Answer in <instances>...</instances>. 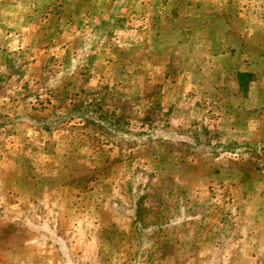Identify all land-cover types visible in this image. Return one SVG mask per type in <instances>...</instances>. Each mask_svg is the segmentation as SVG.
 Listing matches in <instances>:
<instances>
[{"label":"rangeland","instance_id":"374dc122","mask_svg":"<svg viewBox=\"0 0 264 264\" xmlns=\"http://www.w3.org/2000/svg\"><path fill=\"white\" fill-rule=\"evenodd\" d=\"M0 264H264V0H0Z\"/></svg>","mask_w":264,"mask_h":264},{"label":"crops","instance_id":"0c3cea01","mask_svg":"<svg viewBox=\"0 0 264 264\" xmlns=\"http://www.w3.org/2000/svg\"><path fill=\"white\" fill-rule=\"evenodd\" d=\"M243 28L242 29L239 28V36L244 37L246 40L250 41L252 38L247 33H245L248 30L247 26H246V29H243ZM227 35L228 34H226V33L225 34H222V37H220V38L217 35H214V34L212 36L209 35V40L208 41L210 42V46H209L208 50L205 51V52L206 53L211 52L210 53L211 54L210 56L213 57L214 59H216V58H225L226 57L225 56L226 53L225 54H222L221 51L220 52H216V51L218 49V46L217 45L219 43L225 42L226 40L228 41V39H230V37L227 36ZM205 52L203 53V56L204 55H209V53L206 54ZM247 63H248V61H247ZM251 66H253V64H250V66H248V68H245V69H237L236 70V73H234V75L236 74V76L238 77V79H236L237 80L236 81L237 83H239V80L241 79L242 76L247 75V74H250V73L253 72V70L249 68Z\"/></svg>","mask_w":264,"mask_h":264},{"label":"trees","instance_id":"16d2710c","mask_svg":"<svg viewBox=\"0 0 264 264\" xmlns=\"http://www.w3.org/2000/svg\"><path fill=\"white\" fill-rule=\"evenodd\" d=\"M193 137L195 138V141H197V143L199 144V142H198V139H199L198 135L195 134ZM231 219L232 218H231V215L230 214H228V213L222 214L221 221L224 224V227H223L222 230L219 231V233H222L221 231L225 232V230H227V227H229V225L231 224V221H232Z\"/></svg>","mask_w":264,"mask_h":264}]
</instances>
